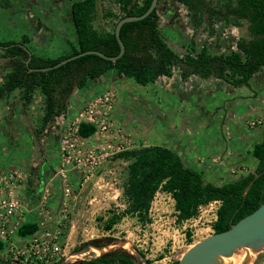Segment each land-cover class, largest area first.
<instances>
[{"label": "trees", "instance_id": "trees-1", "mask_svg": "<svg viewBox=\"0 0 264 264\" xmlns=\"http://www.w3.org/2000/svg\"><path fill=\"white\" fill-rule=\"evenodd\" d=\"M110 1L119 11L118 14L110 9L103 12V18L112 19L110 29L94 26L97 0H74L70 4L74 40L69 43V53L59 58H41L31 54L26 65L29 53L24 47L11 41L0 43V51L5 58L2 67L6 70L0 84V99L20 90L21 99L28 103L34 92L39 91L43 97L44 128L65 110L66 100L74 89L81 88L86 81L110 69L141 86L154 83L160 76L170 77L174 68H178L182 81L195 75L203 80L219 79L235 88H250L251 78L264 68V0H175L186 7L193 31H197L202 23L212 25L214 19L235 26L244 20L247 23L246 36L239 38L236 48L229 52L210 53L203 43L196 53L187 50L180 54L168 45L162 35L156 7L143 19L121 25L120 38L125 51L114 62L97 54H85L46 71L29 70V67L52 66L67 56L90 49L116 55L120 49L114 33L117 21L124 16L142 14L151 0ZM209 32L213 34L215 29L211 27ZM24 41L21 43H26ZM78 130L82 137L88 138L95 127L82 122ZM250 154L256 159L252 172L217 184L206 179L201 170L186 164L176 150L165 145H141L117 152L115 158L129 160L122 184L126 206L119 212H110L102 224L103 230L110 231L126 215L136 216L141 222L147 221L151 202L158 191L171 195L178 223L195 217L200 205L220 200L212 225L213 233L226 230L264 202V124L261 138L253 144ZM36 228L35 221L25 218L17 235L26 237ZM89 243L106 244H99L94 239L84 242L81 247ZM3 248L0 242V252ZM139 251L145 256L142 250ZM146 260L153 264L148 258ZM0 264H3L1 258ZM76 264L137 262L127 250L120 248L83 258Z\"/></svg>", "mask_w": 264, "mask_h": 264}, {"label": "rangeland", "instance_id": "rangeland-1", "mask_svg": "<svg viewBox=\"0 0 264 264\" xmlns=\"http://www.w3.org/2000/svg\"><path fill=\"white\" fill-rule=\"evenodd\" d=\"M73 1L0 0V39L1 37H19L20 34L27 33L26 24L24 25L22 23L23 17L26 16L25 20H28L29 24L33 21L43 20L47 24L50 23L48 28L51 41L48 42L50 45L43 52L44 55L58 57L68 54L70 51L69 43L74 40V29L70 15V4ZM211 1L214 2L216 0ZM108 9L112 10L115 14L119 13L118 7L110 0H97L94 20V26L96 28L110 29L112 19L103 18L102 16L103 12ZM157 11L160 17L159 27L162 35L168 45L180 54L187 50H192L193 53H196L203 43L210 53L229 52L236 48V41L246 36L247 33L246 21L243 20L239 26H235L231 23L227 24L220 19H214L212 25L202 23L197 31H193L187 17L186 7L175 0H159ZM211 27L215 29L213 34L209 32ZM63 32L66 36L70 37L69 41L61 37ZM2 54L3 52L0 51V60L4 58ZM258 74L252 77L250 88L242 86L238 87L237 90L233 89V94L235 91L243 90V92H240L241 96L246 97L248 95L258 103V106L255 107L258 115L254 116L252 121L245 117L241 122V129L246 131V133L243 132L240 138L241 140H245V146H247V149H245L241 145V149L244 150V158L250 156L249 153L253 144L260 140L261 129L264 124V78H258ZM172 76L170 83L166 85L170 89H165L166 87L164 88V86L157 89L158 85L156 84L158 81L135 89L133 85L138 86V84L132 79H129V84L125 85L128 88V97L131 101L125 105V112L129 114V118L127 119L126 117L123 119L122 117V120L119 118L116 121L118 123L117 125H119L120 132L124 134L125 141L124 143H120L117 141L118 137L116 138L110 134V137L106 138L108 142L119 146V151L141 145H151L156 142L155 133L158 130L155 126L161 127L162 124L163 134L166 136L173 130L170 123L178 122L185 115H191L193 118L195 115H198L197 118L199 120L193 119L191 121L193 125L195 122L197 125L203 123L201 118L207 119V114L211 115L212 120L219 118V115H221V106L223 103H226L223 97L228 98L229 96V92L227 93L228 96H226L224 89V86H228V84L221 81V87L210 94L208 91L202 89L201 84H207L213 79L203 80L193 75L191 76L192 81L190 83L187 80L182 81L178 68H174ZM109 88L114 89L115 93L116 91L119 93L122 92V89L117 87V85L110 86ZM172 88L175 89L176 94L171 90ZM39 94L41 93L39 92ZM141 95L144 96V99L139 98ZM239 97L237 99H240ZM89 100L83 101L84 104L81 108ZM126 101H128V98L125 99ZM24 104L27 105V103ZM233 108L237 109L238 112L243 111L242 106H234ZM60 114L65 115L66 118L68 117V121L76 113H71L70 110L65 108ZM111 120L113 121L112 116ZM257 120L262 122L261 125L258 126L256 123ZM252 122H255V124L252 125ZM113 123L115 122L113 121ZM141 126L147 127L148 131H143ZM193 128L195 130L200 129L196 125ZM213 129L219 130L216 125H214ZM201 132L204 133L203 128ZM22 133L24 135L22 141H29L27 132ZM36 133L35 136H39ZM228 138L229 140L234 139L230 135H228ZM235 138L237 137L235 136ZM165 140L166 137L164 138ZM193 140L197 144L202 141L198 133L194 136ZM236 143L238 142L235 139ZM119 151L114 152L111 156L102 160L101 164L87 177H82L74 171L69 172V184L72 188V194L67 197L63 205V208H66L68 214L65 223L66 230L64 232L66 254L79 249L84 242L94 239H97L99 244L115 243L119 240L127 239L137 249L142 250L145 253V257L151 260L153 264H170L168 258L175 256V258L179 259L193 243L213 233L212 225L216 218L215 208L218 206L217 204L211 207H202L201 211H198L195 217L178 223L176 221L174 201L171 195L164 191H158L155 194L147 214V221L141 222L136 216L126 215L110 231L103 230L102 224L111 214L110 212H119L126 206L125 198L122 194V184L127 175L129 160L115 158V154ZM14 155L16 156L18 153H10L11 157ZM247 164L250 166V163H246V168L243 169L241 166L240 170L243 173L245 172V174L252 172L254 169ZM230 167L228 168L230 171L228 170L227 172L235 175L231 171V169H234V166ZM246 169H252V171L246 172ZM52 171L56 173L55 170ZM227 174L225 173L224 175ZM55 176L59 181L58 175L56 174ZM225 179L222 176L218 183L221 184L229 180ZM96 254L98 252L88 251L82 255L73 257L69 264H76L79 260L94 257ZM254 264H264V251Z\"/></svg>", "mask_w": 264, "mask_h": 264}, {"label": "crops", "instance_id": "crops-1", "mask_svg": "<svg viewBox=\"0 0 264 264\" xmlns=\"http://www.w3.org/2000/svg\"><path fill=\"white\" fill-rule=\"evenodd\" d=\"M23 19L22 23L24 25L26 24L27 33H22L19 37H1L0 43L10 41L21 43L25 40L24 42L26 43H24V45L34 56L41 58H59L61 55L58 57H50L43 53L50 45L48 42L51 41L48 28L50 23L47 24V22L43 20L33 21L29 24V21L25 20L26 16L23 17ZM61 37L65 40H70V37L66 36L64 32L61 34ZM4 62L5 58H1L0 84L2 83L3 75L6 73V70L2 67ZM263 71V69H260L254 75L259 73L257 77L264 78ZM170 79L171 76H160L156 80L158 81L156 84L158 85L157 89L161 86L165 88L166 85L170 83ZM211 79L213 80L209 81L207 84H201L202 89L208 91L210 94L217 91L222 85L219 79ZM187 81L190 83L192 77ZM251 81L252 78L250 83ZM126 84H129V78L123 77L122 74H118L114 69L107 70L101 76L89 80L88 82L86 81L81 88L74 89L66 100V108L70 110L71 113H76L87 99L89 100L91 97L101 93L110 86L117 85V87L122 89V92L119 93L116 91V101L112 119L115 124H118L116 121H118L119 118H129V114L125 112V105H127V102L131 101L128 97L129 91L127 86H125ZM133 87L136 89L137 87L144 86L133 85ZM165 89H170V87L167 86ZM189 89L191 90V88ZM224 89L226 91V96H228V92L229 96L228 98L223 97L227 104L223 103L221 106V115H219L218 119L212 120L211 115L207 114V119L201 118L203 123L198 125L195 124L196 122L194 123V125L200 128L199 130H195L191 121H193V119L197 120L198 115H195L194 118L191 115H185L178 120V122L176 121L173 124L170 123L173 130L166 136L163 134L162 124L161 127L155 126L158 130L155 133L156 142L155 144H151L165 145L176 150L184 161L186 159L185 162L189 166L201 170L206 179L217 184H219L218 181L222 176L226 178L225 180H232L243 174V171H240L241 166L243 169L246 168V163H250V166L247 165L251 168H254L256 165V159L250 153L248 158H244V150L241 149V145L244 146L245 149H247V146H245V140H241L240 138L243 132L246 133V131L241 129L242 119L247 117L251 121L254 116H257L258 113L255 107L258 106V103L248 95H246V97L241 96L240 92H243V90L235 91L233 94V91L238 88L232 87L229 84L228 86H224ZM171 90L176 94L175 89L172 88ZM19 92L20 90H15L4 95L0 99V168L17 167L25 172L26 179L22 186V195L28 202L31 210L35 208L36 204L42 201L43 190L48 189L49 193L46 202L48 210L55 211L62 198L60 182L58 178L56 179V173L52 171H57L59 167L58 128L56 126V119L54 117L53 122L48 123L42 128V94L35 91L31 101L25 105L20 98ZM238 97L240 99H237ZM127 98L128 101L125 102ZM139 98L144 99V96L141 95ZM234 106H242L243 111L238 112L237 109L233 108ZM225 115H227V117H225ZM176 117L178 118V116ZM67 118L65 117V120H67ZM214 125H216L219 130L213 129ZM142 128L143 131H148L147 127ZM202 128L204 129V133L201 132ZM40 129L42 130L39 131ZM22 132H27L29 141H22L24 137ZM35 133L36 135L39 134V136L37 135L36 137ZM197 133L202 140L198 144L193 140ZM228 135L234 137V139L229 140ZM235 136L237 138H235ZM165 137L166 140L164 141ZM235 139L238 142L236 144ZM11 152L15 154L18 153V155L11 157ZM230 166H234L233 168L235 170L231 169V171H233L235 175L227 172L228 170L230 171V169H228ZM237 166L240 168L238 169ZM246 170V172L252 171V169ZM225 173L228 174L224 175ZM25 218L35 221L34 211L32 210Z\"/></svg>", "mask_w": 264, "mask_h": 264}, {"label": "built area", "instance_id": "built-area-1", "mask_svg": "<svg viewBox=\"0 0 264 264\" xmlns=\"http://www.w3.org/2000/svg\"><path fill=\"white\" fill-rule=\"evenodd\" d=\"M115 101L114 89L108 88L91 98L71 120H65L63 114L55 116L59 155L56 174L59 177L62 198L57 209L49 211L46 203L49 190H43L42 201L32 209L37 228L26 237L17 235L26 215L32 212L22 195L26 174L17 167L0 168V242L4 245L0 258L3 264H57L67 255L64 232L68 214L63 205L72 194L69 172L74 171L87 177L102 160L119 151V146L106 139L111 134L118 137L117 141L120 143L125 141L119 125L111 120ZM82 122L95 127L94 133L88 138L79 133V124ZM256 123L259 126L262 122L257 120ZM214 204L219 206L220 200L200 205L198 211ZM177 259L171 256L168 261L174 264Z\"/></svg>", "mask_w": 264, "mask_h": 264}, {"label": "water", "instance_id": "water-1", "mask_svg": "<svg viewBox=\"0 0 264 264\" xmlns=\"http://www.w3.org/2000/svg\"><path fill=\"white\" fill-rule=\"evenodd\" d=\"M158 0H151L148 8L140 15H128L120 18L114 29L115 37L119 44V52L116 55H106L102 51L90 49L76 54L67 56L52 66L46 67H29L31 71H46L56 68L66 62L76 59L85 54H97L100 57L116 61L120 58L125 46L120 38L121 25L129 21L143 19L156 8ZM24 47L29 57L26 65L31 58L30 51L25 45L17 43ZM3 47H8L4 45ZM127 250L134 258L137 264H149L146 257L137 249L134 244L127 239L119 240L115 243H106L96 245L93 243L86 244L79 249L67 254L58 264H69L73 257L82 255L88 251H96L102 255L117 249ZM264 251V202H262L254 211L240 218L236 223L223 231L214 232L201 240L193 243L178 259L177 264H254Z\"/></svg>", "mask_w": 264, "mask_h": 264}, {"label": "bare ground", "instance_id": "bare-ground-1", "mask_svg": "<svg viewBox=\"0 0 264 264\" xmlns=\"http://www.w3.org/2000/svg\"><path fill=\"white\" fill-rule=\"evenodd\" d=\"M91 252V251H90Z\"/></svg>", "mask_w": 264, "mask_h": 264}]
</instances>
